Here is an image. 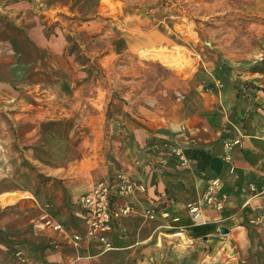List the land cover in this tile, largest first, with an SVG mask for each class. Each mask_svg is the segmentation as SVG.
Segmentation results:
<instances>
[{
	"label": "crops",
	"instance_id": "0c3cea01",
	"mask_svg": "<svg viewBox=\"0 0 264 264\" xmlns=\"http://www.w3.org/2000/svg\"><path fill=\"white\" fill-rule=\"evenodd\" d=\"M10 13L0 18V193L21 198L0 223V264H134L164 245L182 247V262L199 252L201 263L230 264L264 250V111L243 102L236 75L207 67L208 82H171L174 90L152 98L114 101L121 111L103 129L98 110L83 107L98 104L100 89L83 81L67 34L48 31L33 11ZM117 36L135 52L171 44L169 35L134 20L119 25ZM257 92L251 100L263 104ZM14 143L52 179L42 192L3 158ZM120 172L145 190L118 199L138 212L114 224V247L104 252L86 238L79 198L100 181L115 183ZM215 183L224 207L192 214L188 204L203 203ZM44 212L62 229L45 227Z\"/></svg>",
	"mask_w": 264,
	"mask_h": 264
},
{
	"label": "rangeland",
	"instance_id": "374dc122",
	"mask_svg": "<svg viewBox=\"0 0 264 264\" xmlns=\"http://www.w3.org/2000/svg\"><path fill=\"white\" fill-rule=\"evenodd\" d=\"M15 10L18 15L33 11L48 31L67 34L69 54L83 64V81L100 89L98 104L89 101L83 107L98 110L103 129L111 130L115 121L109 114L121 111L120 107L114 109V101H128L131 96L152 98L160 89L174 90L171 82H208L207 67L236 75L243 102L251 111H264V102L251 100L257 91L264 93V0H0L1 19ZM133 20L169 35L171 44L140 52L128 50L117 36V27ZM89 33H94L92 39ZM138 81L143 82L142 88ZM21 146L14 143L11 150L3 151V158L17 164V173L38 194L52 179ZM20 198V193H0V223ZM168 248H148L144 258L134 264H210L200 262L199 252L194 260L182 262V247L180 251ZM230 264H264V250Z\"/></svg>",
	"mask_w": 264,
	"mask_h": 264
},
{
	"label": "built area",
	"instance_id": "2783aa9c",
	"mask_svg": "<svg viewBox=\"0 0 264 264\" xmlns=\"http://www.w3.org/2000/svg\"><path fill=\"white\" fill-rule=\"evenodd\" d=\"M184 163H187V158L180 150H177ZM218 183L212 186L204 196L203 203H189L188 209L192 214H199L203 205L215 206L216 208L224 207V200L218 196ZM138 188L143 191L145 187L137 183L125 173L116 175L115 183L108 180L100 181L95 184L87 193L79 198V204L84 210L88 218V231L86 238L88 240L96 239L103 245V251L113 249V244L109 241L108 235L114 228V224L124 217L132 216L138 212V207L133 204L118 203V199L126 197L134 193ZM144 215L147 218L154 219L156 213L153 209L145 210ZM168 216V214H164ZM260 220L263 218L260 217ZM40 220L44 226L53 229L61 230L62 225L56 223L53 217L48 212H44ZM264 221V219H263ZM81 236H76L75 240H80Z\"/></svg>",
	"mask_w": 264,
	"mask_h": 264
},
{
	"label": "water",
	"instance_id": "95a60500",
	"mask_svg": "<svg viewBox=\"0 0 264 264\" xmlns=\"http://www.w3.org/2000/svg\"><path fill=\"white\" fill-rule=\"evenodd\" d=\"M222 231H223L224 233H228V232H229L228 229H223Z\"/></svg>",
	"mask_w": 264,
	"mask_h": 264
},
{
	"label": "bare ground",
	"instance_id": "6f19581e",
	"mask_svg": "<svg viewBox=\"0 0 264 264\" xmlns=\"http://www.w3.org/2000/svg\"><path fill=\"white\" fill-rule=\"evenodd\" d=\"M170 216V215H169ZM183 234V233H182Z\"/></svg>",
	"mask_w": 264,
	"mask_h": 264
}]
</instances>
